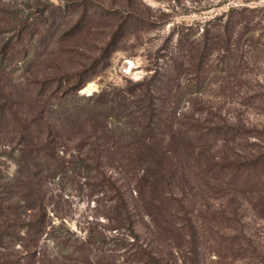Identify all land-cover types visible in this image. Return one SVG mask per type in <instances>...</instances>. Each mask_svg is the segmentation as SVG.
I'll return each mask as SVG.
<instances>
[{
  "label": "rangeland",
  "instance_id": "1",
  "mask_svg": "<svg viewBox=\"0 0 264 264\" xmlns=\"http://www.w3.org/2000/svg\"><path fill=\"white\" fill-rule=\"evenodd\" d=\"M262 151L264 0H0V264H154L112 241L117 192L159 264H264V183L210 179ZM151 178L174 202L157 220ZM83 240L93 256L63 255Z\"/></svg>",
  "mask_w": 264,
  "mask_h": 264
},
{
  "label": "trees",
  "instance_id": "2",
  "mask_svg": "<svg viewBox=\"0 0 264 264\" xmlns=\"http://www.w3.org/2000/svg\"><path fill=\"white\" fill-rule=\"evenodd\" d=\"M243 9L244 8H242L241 11ZM231 11L234 12L235 10L231 9ZM237 13L238 12L236 11V14ZM132 15L135 16V14ZM237 15L240 18L237 24H239L240 27H242L243 29H247L248 33L251 32L252 31V29H250L251 23L248 21V17H244L243 15H241V13H238ZM230 28H231V23L228 20H226L223 25V30H225L226 32L225 43L229 44L231 47L234 46L235 43H237V41L235 40V36L237 32L231 30ZM121 30L122 29L120 26L118 28L116 27V30L113 33V38L116 37L121 32ZM250 39L251 38H248V40ZM82 86L83 83H80L76 85L74 88L79 89ZM145 139L149 140V137H145ZM247 155H248L247 157H241L242 161L235 160L232 162H228V163L224 162L222 164L217 165V173L215 175L217 176V180L215 179L216 177H210V179L212 181L218 182L219 184H222L225 187H234L242 190L247 188V192H253V190L260 187L259 186L260 184L264 183V179H263L264 151L256 152L254 154L248 153ZM137 157L140 163L144 161L150 163V165H154L155 167H157V173H158V171L163 166V163L166 158V153L155 148L147 147L141 150L137 154ZM32 175L35 176L37 175V173H32ZM146 177H147V173L145 174V177H143V179H145ZM152 179L153 178H151L149 182L146 184L148 188L147 191H149V195H144L139 192L137 196V201L139 202L144 201L142 208L146 209L147 214L157 220V216L161 212L164 211L166 212L167 210H169V208H171L170 207L171 203L174 202L172 201V198H169V196H166V194H161L160 197L156 196L157 190H159L160 188H164L162 186H165V190H168L167 186H169V183L164 181L163 183L161 180H152ZM256 195H257V203L261 205L262 201H264L263 191L261 193H257ZM180 201L182 200L179 199L177 201L178 202L177 204H179L181 209L184 211L183 205L181 204ZM110 211H111L110 215H105V218L113 224L110 230L111 231L114 230L116 231V233L123 230V232L121 233L122 237L118 238L117 235L116 237L112 238V241L121 243L120 246H122V244H125V246L126 245L136 246V253H135L136 255L144 256L148 261L153 262L154 264H159L161 260L156 254V251L147 250L148 248L147 246H145L147 247L145 248L143 247L142 244H139V239L134 234V231L136 230L135 211L133 207L129 205L127 200L119 192H117L116 197L112 200ZM157 230L158 228L156 229V231ZM166 230L169 231L168 229ZM26 232L29 235L39 236L38 234L45 232L43 223L39 225V223H35V221L31 222V225L28 231ZM129 238H132V242L129 241ZM20 239L21 237L17 236L16 242ZM88 240L91 241V238L88 237ZM75 241H78V239H76ZM80 243H81V247L75 248V250H73L71 246L63 247L62 249L63 255L68 252L72 254L76 252L82 254V256H85L84 257L85 259L86 258L89 259L91 256H93L90 250L89 252H87L86 249L84 248L85 245L89 244V242H86L88 244L84 245L85 241L83 240ZM120 248H125V247H120ZM190 249H191L190 255L192 256V258L198 257L197 245H192ZM72 254L69 256L72 257ZM31 255H32L31 257H35L36 253H33ZM88 256L90 257L88 258Z\"/></svg>",
  "mask_w": 264,
  "mask_h": 264
}]
</instances>
